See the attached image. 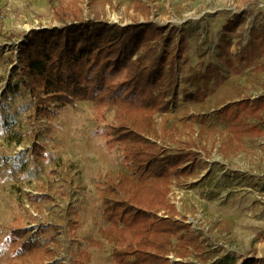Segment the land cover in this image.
<instances>
[{
	"label": "rangeland",
	"instance_id": "1",
	"mask_svg": "<svg viewBox=\"0 0 264 264\" xmlns=\"http://www.w3.org/2000/svg\"><path fill=\"white\" fill-rule=\"evenodd\" d=\"M72 18L165 28L160 47L179 51L178 82L170 111L154 118L160 128L166 117L175 132L170 151L193 144L196 161L172 180L175 218L218 255L264 264V241L254 242L264 234V135L235 140L216 114L226 103L264 97V50L248 66L237 60L254 29L264 30V0H0V264H19L14 229L36 235L60 264H113L99 237L106 224L98 198L123 169L119 148L98 133L113 114L103 121L91 102L57 108L43 101L51 110L40 116L13 70L31 30L61 29ZM188 93L197 100H186Z\"/></svg>",
	"mask_w": 264,
	"mask_h": 264
},
{
	"label": "trees",
	"instance_id": "2",
	"mask_svg": "<svg viewBox=\"0 0 264 264\" xmlns=\"http://www.w3.org/2000/svg\"><path fill=\"white\" fill-rule=\"evenodd\" d=\"M254 31L237 57L247 66L264 50V30ZM163 36V41L169 37L165 28L147 21L119 26L72 18L61 29L31 30L13 70L19 71L18 82L33 97L40 116L51 110L43 101L57 108L91 102L103 121L113 114L112 122L98 132L109 149L119 148L123 168L98 191L106 224L99 237L110 247L113 264H191L189 258H200L201 264H237L234 255L207 249L190 225L175 218L178 212L169 199L172 180L190 170L189 160L196 161L193 144L182 142L185 150L170 151L171 143H177L175 132L166 117L160 128L154 118L170 111L178 82L180 54L176 50L168 55L160 47ZM186 100L196 101L197 96L188 93ZM216 114L235 140L264 135V97L226 103ZM27 233L11 231L19 264H60L53 260L54 251ZM260 241L264 234L254 242Z\"/></svg>",
	"mask_w": 264,
	"mask_h": 264
},
{
	"label": "built area",
	"instance_id": "3",
	"mask_svg": "<svg viewBox=\"0 0 264 264\" xmlns=\"http://www.w3.org/2000/svg\"><path fill=\"white\" fill-rule=\"evenodd\" d=\"M260 200H261V201H264V197H260Z\"/></svg>",
	"mask_w": 264,
	"mask_h": 264
}]
</instances>
